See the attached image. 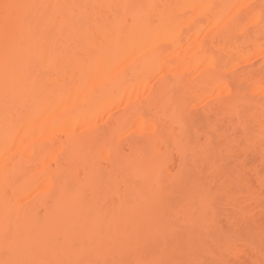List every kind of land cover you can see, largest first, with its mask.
<instances>
[{
  "label": "bare ground",
  "instance_id": "bare-ground-1",
  "mask_svg": "<svg viewBox=\"0 0 264 264\" xmlns=\"http://www.w3.org/2000/svg\"><path fill=\"white\" fill-rule=\"evenodd\" d=\"M4 3L0 264H264V0Z\"/></svg>",
  "mask_w": 264,
  "mask_h": 264
},
{
  "label": "snow or ice",
  "instance_id": "snow-or-ice-1",
  "mask_svg": "<svg viewBox=\"0 0 264 264\" xmlns=\"http://www.w3.org/2000/svg\"><path fill=\"white\" fill-rule=\"evenodd\" d=\"M61 7L59 5H31V4H19V3H4L0 5V21L3 24V30L5 35L6 46L8 43L14 40L16 34V24L18 20L21 18V14L25 9H33V8H58ZM64 22L66 24L71 23V19L69 17H64ZM261 87H264V78L260 81ZM239 118V112L237 113ZM262 125H264V118L261 121ZM262 144H264V137H262ZM264 183V181H262Z\"/></svg>",
  "mask_w": 264,
  "mask_h": 264
}]
</instances>
